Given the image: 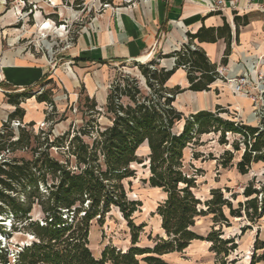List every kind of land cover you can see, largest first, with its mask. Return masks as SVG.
Instances as JSON below:
<instances>
[{
  "label": "trees",
  "instance_id": "obj_1",
  "mask_svg": "<svg viewBox=\"0 0 264 264\" xmlns=\"http://www.w3.org/2000/svg\"><path fill=\"white\" fill-rule=\"evenodd\" d=\"M234 21L238 33L239 26L247 25L250 17H239L236 13ZM188 37L189 44L181 49L147 64L137 63L150 93L144 95L134 80L132 87L121 83L112 87L107 97V110L114 115L113 124L98 131L92 144L81 137L85 132L74 135L69 144L70 155L76 159V170L70 168L69 161L61 162L51 155L53 148L63 147L65 135L45 138L42 142L39 135L28 129L33 122L24 125L26 111L21 104L32 97L28 92L40 83L22 92L6 93L8 103L15 110L0 128V218L12 216V228L17 229L19 222L37 238L32 245L14 254L17 259L14 264H140V261L169 264L163 259L164 255L182 253L193 241L211 243L214 264L238 263L237 259L230 258L238 250L237 240L264 217V181L253 177L243 189L245 201H239L237 207L233 203L237 195L227 198L220 188L212 189L210 198L203 201L196 194L199 171L191 172L186 167L185 150L192 142L211 133L218 134L219 143L226 145L229 143L227 134H232L236 138L232 143L234 150L225 151L220 164L228 167L233 164L235 152L242 151L235 167L239 174L246 175L253 165H264V128L224 119L220 116L221 107L189 117L174 108L177 95L186 90L210 91V86L221 79L218 66L210 62L205 51L190 48L194 40L215 43L224 38L227 48L222 66L227 65L231 54L232 35L227 23L221 28L202 27ZM165 58H175L173 69L161 66L160 61ZM183 66L190 86L169 88L168 80ZM123 97L130 101L128 105L121 102ZM35 98L38 103L45 102L56 108L49 91ZM94 105L97 106L96 101ZM180 122L184 123L183 129L175 131ZM13 123L20 125L15 129ZM4 130L10 131L5 133ZM145 144L149 149L147 182L164 197L153 215L160 217L165 236H158L152 247L138 246L146 224L137 225L133 216L140 211L142 202L130 200L123 183L134 177L132 166L144 162L137 152ZM72 149L75 150L71 152ZM16 150H29L33 156L31 159L9 158ZM41 182L46 186L44 193L40 192ZM20 192L25 195L22 200L18 196ZM34 204H38L45 215L44 225L31 220ZM113 207L128 223L132 246L125 252L107 247L97 259L89 247L91 222L96 218L102 222ZM208 217L212 226L204 236L197 232L196 226L199 220ZM231 219H246L249 224L241 229L240 235L226 237L225 228L231 227ZM2 221L0 228H6ZM0 235L9 236L5 231H0ZM255 249L264 250L259 231ZM9 254L0 241V264H11ZM262 261L264 253L253 256L250 264Z\"/></svg>",
  "mask_w": 264,
  "mask_h": 264
},
{
  "label": "rangeland",
  "instance_id": "obj_2",
  "mask_svg": "<svg viewBox=\"0 0 264 264\" xmlns=\"http://www.w3.org/2000/svg\"><path fill=\"white\" fill-rule=\"evenodd\" d=\"M107 2L114 6L113 0H0V34L3 50L16 53L20 57L32 55L50 67L52 73L57 71L62 76L61 72L66 71L75 78L76 72L73 73V71L76 65L73 62V55H75L78 38L94 15L105 9L103 6ZM144 56H146L145 62L151 58L148 54ZM161 57H163L162 53L157 58ZM262 60L256 58L252 60V63L247 61L246 69L238 74L246 75L249 79L250 85L245 94L237 95L230 87V96L238 97L240 101H247V104H243L237 110L231 108L229 104L217 106L222 109L220 115L222 118L264 128V72L260 63ZM168 62L170 60L165 58L161 64L169 67ZM137 63V61H125L103 68L99 67L98 70L102 69V72H98L95 68L92 72H84L88 82L84 84L79 80L77 86L69 91L62 85L60 76L56 81L48 75L41 85L28 92L32 97L22 102L28 109H32L29 112L32 116H29L34 125L28 129L33 130L35 135H39L42 142L45 138L54 139L65 135L62 141L63 147L53 148L51 155L61 162L69 161L70 168L76 170V159L70 155L69 150L73 136L85 132L86 135L81 137L85 142L92 144L98 131H103L113 124L114 115L108 112L107 102H104V97L103 102L101 101L100 94H109L117 83L129 84L132 87L135 83L133 80L137 81L144 95L150 93ZM243 63L245 64V61ZM250 68H253L252 72H249ZM232 75L234 74L229 76L224 74L221 84L231 86L229 80ZM260 77L263 79L261 80ZM42 88L44 91H49L55 103V109L46 104L37 108L35 97L41 94ZM94 101L97 106L94 105ZM121 102L124 105L130 103L126 97H123ZM28 124L24 123L27 126ZM182 125L183 122L178 123L175 131H181ZM4 131L7 133L10 130ZM226 137L229 140L226 145L219 143V135L215 133L203 135L198 142H192L185 150V165L191 172L199 171L196 190L199 198L205 201L210 198L212 189L220 188L227 198L231 199L232 194L237 195V199L233 200L234 206L237 207L239 201H245L242 192L253 177L264 181V165L262 163L253 165L248 174H239L235 167L241 158L242 151H239L235 152L233 164L228 167L221 166L220 162L225 156V151L234 150L232 143L236 139L232 134H227ZM241 148H243L242 145ZM74 150L72 149L71 152ZM137 153L144 162L133 165L134 177L124 180L123 183L128 198L142 202L140 211L133 216L137 225L146 224L144 231L140 234L138 246L152 247L158 236H165L161 229V219L158 215H153L164 197L160 190L153 189L147 182L150 175L149 161H146L149 155L147 147L143 145ZM196 155H198L197 158ZM32 156L29 150H16L8 157L31 159ZM45 191L46 186L41 182L40 192ZM18 196L21 200L25 197L22 192ZM64 214L66 217L67 213ZM1 220H4L1 223L6 228H0V231L9 234L8 237L0 235L1 247L9 250L10 263L14 264L17 260L14 254L32 245L37 238L31 231L24 230L19 222L17 229L12 228V216L6 219L0 218ZM31 220L39 222L40 225L45 224V215L38 204L33 206ZM248 224L246 219H231V227L225 228L226 237L240 235L241 229ZM211 226L210 218H204L199 220L196 230L199 234L206 236ZM257 231H259V239L264 241V218L237 240L238 250L230 257L237 259V264H250L253 256L258 257L264 253L263 249H255ZM131 246L130 228L116 208L113 207L102 222H99L98 218L91 222L89 247L95 258L100 259L107 247H114L116 250L125 252ZM163 259L169 264H214L215 254L210 251L208 245L197 241L182 253L167 254L163 256ZM106 264H112V262ZM140 264L146 263L140 261ZM258 264H264V261Z\"/></svg>",
  "mask_w": 264,
  "mask_h": 264
},
{
  "label": "crops",
  "instance_id": "obj_3",
  "mask_svg": "<svg viewBox=\"0 0 264 264\" xmlns=\"http://www.w3.org/2000/svg\"><path fill=\"white\" fill-rule=\"evenodd\" d=\"M217 1L132 0L131 4H125L121 3L122 0H113V7L95 14L81 31L73 55L75 78L66 71L61 72L62 76L57 71L52 73L50 67L32 55L20 57L11 51H4L0 34V126L15 110L8 103V92L18 93L36 87L38 83L41 85L48 75L56 81L60 76L62 85L69 91L77 86L79 80L86 84L88 78H85L84 72H92L94 68L98 70L107 65L141 60L146 54L151 55L149 60H153L161 53L165 55L177 51L189 44V34L195 35L202 27L221 28L227 23L231 29V54L226 66L221 65L227 48L224 38L215 43L193 41L196 47L205 51L211 63L216 64L218 69L223 68L226 76L242 73L248 66L247 61L252 63L256 58L263 59L260 63L264 72V0H239L236 6L232 5L233 0H223L225 4L221 9H216ZM236 13L239 17H250L247 25L239 26L238 33L234 21ZM169 60L167 64L170 67L172 59ZM98 72H102V69ZM221 83V79H218L210 86V91L186 90L177 95L174 108L184 117H189L200 111H213L224 104H229L235 110L247 104V101L230 96L231 86ZM167 86L187 89L190 86L187 71L178 69L168 80ZM107 97V93L100 94L102 102H107ZM42 104L46 103L37 102V108H41ZM21 107L26 111L23 122H33L29 114L32 109L23 104ZM196 242L193 241L191 245ZM199 242L210 248L211 243Z\"/></svg>",
  "mask_w": 264,
  "mask_h": 264
},
{
  "label": "built area",
  "instance_id": "obj_4",
  "mask_svg": "<svg viewBox=\"0 0 264 264\" xmlns=\"http://www.w3.org/2000/svg\"><path fill=\"white\" fill-rule=\"evenodd\" d=\"M131 1L132 0H122L123 3L125 4H131ZM239 0H233L232 2V5L233 6H236L237 2ZM224 1L223 0H218L217 1V4H216V9H221L224 7ZM104 8H109V7H112L111 4L109 2L105 3ZM115 10H118V9H115ZM190 48L192 50H195L196 49V46L194 44L190 45ZM164 60V59H163ZM161 60L160 63L163 61ZM150 61V60H149ZM149 61H141V60H137V62L139 64H147ZM162 67L166 68L167 70H171L173 69V67H175V58H172V64L170 65V67L168 66H165V65H162ZM182 69H185V66L182 67ZM223 68L222 69H218V73L220 75V78L222 79V77H224V72H223ZM253 71V68H250L249 69V72H252ZM261 80L263 79V77H260ZM229 82L231 83V87L234 91L235 94L237 95H240V94H245L246 93V89L247 87L250 85L249 83V79L248 77H246V75H238V74H234L231 76V80H229ZM43 90V88H42ZM44 91V90H43ZM43 91H40V93H42ZM48 107L50 108H53L51 105L49 104H46ZM7 121V120H6ZM20 123H13V127L15 129H17L19 127Z\"/></svg>",
  "mask_w": 264,
  "mask_h": 264
},
{
  "label": "bare ground",
  "instance_id": "obj_5",
  "mask_svg": "<svg viewBox=\"0 0 264 264\" xmlns=\"http://www.w3.org/2000/svg\"><path fill=\"white\" fill-rule=\"evenodd\" d=\"M146 60V56L142 58V61ZM145 146L147 147V145L145 144ZM148 149V147H147ZM148 152H149V149H148Z\"/></svg>",
  "mask_w": 264,
  "mask_h": 264
}]
</instances>
